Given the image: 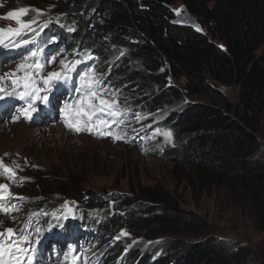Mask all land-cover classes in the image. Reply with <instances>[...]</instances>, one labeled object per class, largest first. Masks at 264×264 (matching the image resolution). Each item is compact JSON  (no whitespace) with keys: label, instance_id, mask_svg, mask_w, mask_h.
<instances>
[{"label":"trees","instance_id":"obj_1","mask_svg":"<svg viewBox=\"0 0 264 264\" xmlns=\"http://www.w3.org/2000/svg\"><path fill=\"white\" fill-rule=\"evenodd\" d=\"M42 1L62 20L45 29L51 35H41L40 46L58 45L71 59L91 53L94 59L87 63L104 78V87L140 114L180 103L162 122V131H172L173 139L158 148L159 157L190 177L198 189L222 187L232 200L247 204L256 228L264 232V161L257 140L264 121V0ZM177 2L188 8L204 32L172 22ZM52 36L58 40L47 44ZM116 52L125 54L115 58ZM44 56L49 57L46 52ZM168 76L182 80V86L168 85ZM219 85H237L236 100L225 98ZM196 96L208 101L184 99ZM57 193L82 202L74 176ZM143 196L147 202L140 209L127 197L119 212L81 211L72 222L64 221L58 237L67 241L65 253L78 246L75 237L90 235L95 244L82 246L91 259L82 264H264V244L257 249V260H251L247 251L230 250L212 239L187 244L170 238L148 249L115 239L124 226L148 238L187 217L162 188L146 187ZM97 199L91 197L92 202ZM53 201L47 203L52 206Z\"/></svg>","mask_w":264,"mask_h":264},{"label":"rangeland","instance_id":"obj_2","mask_svg":"<svg viewBox=\"0 0 264 264\" xmlns=\"http://www.w3.org/2000/svg\"><path fill=\"white\" fill-rule=\"evenodd\" d=\"M179 6L177 2L174 8ZM21 8L39 9L45 13L43 16H37L34 11H30L21 16L24 22L36 19L42 24L52 18V23L57 24L55 18H59V23L62 20L61 15L42 0H0V28L17 27L16 19L5 16L9 11H17ZM44 34L51 35L45 29L42 35ZM18 52H24V49L0 53V62L3 65L0 68V75L15 69L22 58L17 54ZM45 52L49 57L57 56L56 63L49 65L47 71L57 69L59 60L64 57L72 60L67 53H60L58 45L45 49ZM119 54L116 52L113 56L116 58ZM83 68L84 66L73 73L72 84L60 89L63 96L58 98L56 104L51 101L52 95L57 91L55 89L50 94L49 105L35 103L37 111L32 113L31 121L23 117L14 122V125L8 121H0V160L13 168L16 174L15 179H12L0 169V184L9 185L12 197L25 198L12 201L19 211L8 214L0 212V231L18 228L22 222H25L26 214L40 209L49 213L56 210L61 214L63 210L60 206L65 201L73 207L75 217L81 211L98 215L106 210L109 214L119 212V204L127 197L133 198L132 201L136 202L134 209L137 207L140 209L147 202L143 196L144 188L148 187L153 191L162 188L171 195L172 205L190 218H177L173 224L164 225L157 234L148 238L143 234L135 235L124 226L119 229L117 235L120 234L121 229L126 230L130 235L121 236L120 240L137 244L141 249H148L170 238L187 244L212 239L230 250H245L250 253L251 260H257V249L264 244V232L256 228L249 206L239 200H232L222 187L198 189L193 185L190 177L175 172L173 165L161 159L157 153L158 148L166 142L164 138L157 139L160 134L153 138V132L155 128L161 129L162 122L171 112L178 109L180 103L157 110L154 114L144 113L142 115L145 119L137 121L135 114L138 113V109L129 105L125 99L119 98L121 106L129 109L125 116L130 129L127 142L99 137L87 132L72 135L63 128L48 123V120L42 121L43 115L40 116L42 126H38L34 120L39 111L42 114L52 111L56 113V116L49 118L53 124L63 120L59 109L64 103L71 102L76 97L77 94L69 91V88L75 86L78 81L76 75H79ZM182 83L180 79L167 77L168 85L180 87ZM7 87L10 88V84ZM218 88L225 98L236 100L237 85H219ZM184 99L196 102L208 101L202 96L184 97ZM8 104L13 107L15 116L18 114V109L24 106L19 101ZM156 123L157 126H154ZM258 129L257 140L260 145L258 155L264 161V121L260 122ZM36 130H40L41 133ZM71 176L80 182L82 202L57 193L64 181ZM34 189L37 190L36 194ZM91 197L98 199L92 202ZM49 199L55 200L52 206L47 203ZM43 219L46 218L42 217ZM74 219L70 217L67 222H72ZM38 226H41L44 232L31 264H64L62 253L67 249V241L58 237L60 232H63L62 228L58 226L49 231L47 223ZM19 234L18 232L17 235ZM75 240L78 243L77 255L81 253L86 255L82 246L85 243L95 244V238L90 235H78Z\"/></svg>","mask_w":264,"mask_h":264},{"label":"snow or ice","instance_id":"obj_3","mask_svg":"<svg viewBox=\"0 0 264 264\" xmlns=\"http://www.w3.org/2000/svg\"><path fill=\"white\" fill-rule=\"evenodd\" d=\"M30 11H34L37 16L45 15L42 10L31 8L9 11L5 18L16 19L18 26L0 28V53L19 49L26 51V54L25 52L17 53L22 58L14 70L0 75V105L14 104L15 101L22 102L24 106L18 109V114L14 116L13 120L17 122L23 117L31 121L32 113L37 111L35 103L49 105L51 103L50 94L53 90L59 91L72 84L73 73L76 72L78 66L84 65L75 86L69 88V91H74L77 94L76 97L71 102L64 103L63 107L59 109L65 127L76 133L87 132L99 137L127 142L130 129L125 116L129 109L121 106L118 93L105 88L104 78L97 74L94 65L87 63L94 57L91 53H84L82 58L74 57L72 60L64 57L59 60L57 69L47 71L49 65L56 63L57 56H44L45 49L40 46L42 43L40 38L44 29L48 28L53 20L50 18L42 24L36 19L24 22L21 16ZM174 11L177 17L181 16L182 9L178 8ZM55 22L59 24L58 17L55 18ZM176 22L180 23L181 21L177 20ZM61 27L65 26L61 25ZM195 27L197 31H203L199 25H195ZM67 31L72 32L75 29L67 27ZM57 40V36H52L46 40V43L53 44ZM124 54V52L120 53L121 56ZM2 66V62H0V68ZM9 84L10 88L7 87ZM135 119L139 121L145 117L136 113ZM157 134H161L165 142H171L173 139V133L170 130L162 131L160 128H155L153 138ZM0 169L9 178L15 179V170L5 165L2 160H0ZM14 199L20 201L25 198L12 197L9 185L0 184V212L8 214L19 211V208L12 203ZM114 203L113 201L112 204ZM60 208L63 210L61 214H58L56 210L49 213L43 209L30 212L26 214L25 222H22L18 228H7L0 231V264H31L44 232V229L38 225L47 223L49 231L57 225L63 229L64 224L61 221H67L70 217L75 218L74 209L68 201H65ZM42 217L46 219L42 220ZM52 220H55L56 224H53ZM18 232L19 235H17ZM128 235L130 234L126 230L121 229L115 239L119 240L121 236ZM62 255L64 264H80L81 260L87 262L91 259L83 253L77 255V249L71 247Z\"/></svg>","mask_w":264,"mask_h":264},{"label":"water","instance_id":"obj_4","mask_svg":"<svg viewBox=\"0 0 264 264\" xmlns=\"http://www.w3.org/2000/svg\"><path fill=\"white\" fill-rule=\"evenodd\" d=\"M179 9H182V13L180 17H177L175 11H174V18L172 19V22L174 24L182 25V26H187V27H192L194 30H196L195 25H199L200 28L203 29V31H198V32H204L203 26L197 21L196 17L188 10V8L185 5H180L178 7ZM176 8V9H178ZM180 20V23H177L176 21ZM197 31V30H196Z\"/></svg>","mask_w":264,"mask_h":264},{"label":"bare ground","instance_id":"obj_5","mask_svg":"<svg viewBox=\"0 0 264 264\" xmlns=\"http://www.w3.org/2000/svg\"><path fill=\"white\" fill-rule=\"evenodd\" d=\"M61 94H62V92H60V90L59 91H56V92H54V94L52 95V98H51V101H52V103L53 104H56L57 102H58V98L61 96ZM38 113H41V111H39ZM37 124H38V126H42L41 125V123H40V120L39 119H35L34 120ZM13 125H14V123H13ZM53 126H59V127H61V129L63 128L64 130H66V131H68L69 133H71L72 135H76V134H78V133H76L75 131H71V130H69V129H67L66 127H65V125H64V123H63V120L60 122V123H54V124H52ZM58 128V127H57ZM38 129V128H37ZM38 133H41V131H44V129H41V131L40 130H36ZM54 144V143H53ZM54 148V147H53ZM16 162V161H15ZM14 164V163H13Z\"/></svg>","mask_w":264,"mask_h":264}]
</instances>
